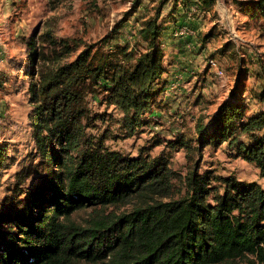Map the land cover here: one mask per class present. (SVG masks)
<instances>
[{
  "label": "trees",
  "instance_id": "obj_1",
  "mask_svg": "<svg viewBox=\"0 0 264 264\" xmlns=\"http://www.w3.org/2000/svg\"><path fill=\"white\" fill-rule=\"evenodd\" d=\"M181 1L183 7L193 2ZM213 2L200 0L203 8ZM163 5L135 34L145 43L138 56L128 41L100 53L95 44L79 39L70 45L46 32L59 46L50 56L29 43L34 154L0 199V264H264V188L258 183L213 177L195 166L180 175L161 156H126L86 131L96 118L89 116L87 96L97 85L122 113L128 135L152 113L169 72L160 42L167 29L159 23ZM240 5L264 28V0ZM76 50L72 60L60 61ZM259 79L256 98L264 105L263 64ZM243 94L240 79L209 123L198 127V141L228 142L264 177V112L245 117ZM240 135L250 142H240ZM8 157L0 144V180ZM30 176L34 184L23 189Z\"/></svg>",
  "mask_w": 264,
  "mask_h": 264
},
{
  "label": "rangeland",
  "instance_id": "obj_2",
  "mask_svg": "<svg viewBox=\"0 0 264 264\" xmlns=\"http://www.w3.org/2000/svg\"><path fill=\"white\" fill-rule=\"evenodd\" d=\"M162 1L159 23L167 29L160 42L169 72L152 113L145 114L141 127L128 135L122 127V113L106 103L107 92L97 85L87 96L89 116L96 117L87 133L103 137L105 146L126 156H161L180 175L195 166L199 173L232 176L264 188L257 167L238 157L228 142L200 144L197 132L240 79L245 117L264 112L256 98L260 64L264 65L263 20L249 16L240 5L246 0H214L209 8H203L200 0H191L187 7L181 0H0V144L7 145L9 155L0 180V199L34 154L28 117L29 43L50 56L51 49L59 46L48 40L46 32L70 45L79 39L95 44L100 53L128 41L138 56L145 43L135 34ZM78 52L60 61H70ZM239 141L249 143L250 139L240 135ZM35 180L30 176L23 189Z\"/></svg>",
  "mask_w": 264,
  "mask_h": 264
},
{
  "label": "crops",
  "instance_id": "obj_3",
  "mask_svg": "<svg viewBox=\"0 0 264 264\" xmlns=\"http://www.w3.org/2000/svg\"><path fill=\"white\" fill-rule=\"evenodd\" d=\"M165 62H166V61H163V64H164V65H165ZM168 67H169V66H168ZM170 67H171V66H170ZM164 76H168V73H164L163 77H164ZM185 76H186V77H189V76H187V75L184 74V77H185ZM164 78H165V77H164Z\"/></svg>",
  "mask_w": 264,
  "mask_h": 264
}]
</instances>
